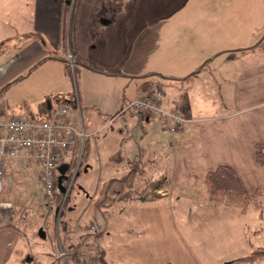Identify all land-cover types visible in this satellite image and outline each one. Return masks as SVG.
Segmentation results:
<instances>
[{"label":"crops","instance_id":"0c3cea01","mask_svg":"<svg viewBox=\"0 0 264 264\" xmlns=\"http://www.w3.org/2000/svg\"><path fill=\"white\" fill-rule=\"evenodd\" d=\"M70 1L0 0V15H4L6 25L0 28V115L44 118L58 99H70L73 116L89 134L88 155L82 162L86 172H104L98 182L105 187L129 176L128 189L140 187V181L133 178L140 179L143 172H157L152 179L168 175L170 187L161 190L166 193L164 198L140 201L153 209L164 206L175 225L179 215L171 186L180 176L202 179L205 172L224 164L233 168L250 192L264 183V166L257 163L255 151L256 143L264 142V28L254 38L241 40L242 47L237 48V28L239 34L249 35L251 24L245 21L237 25L236 5L233 10H224L226 13L214 7L206 14L194 11L183 23L177 20L181 16L176 18L182 6L178 4L174 9L154 12L150 7L153 2L157 4L156 0H82L73 17ZM226 17L231 24L225 27L219 20ZM256 18L255 24L259 22ZM148 23L157 25L154 42L155 47L158 45V67L140 61L137 39ZM129 34L133 38L131 48ZM162 46L170 47V52L161 53ZM158 85L166 94L164 104L186 118L176 133L167 130L156 116L142 115L135 109L120 112L128 101ZM73 88L77 89L75 99ZM137 123L150 134V146L144 151L129 130ZM112 124L110 134L105 133ZM94 132L104 136L91 138ZM116 134L121 139L119 145ZM78 155L79 150H75L72 164L78 162ZM150 165L152 168L147 169ZM5 168L38 173L37 166H27L23 157L7 161ZM149 181L143 179L141 184ZM204 186L200 189L207 195L198 196L197 203L177 205L185 223L192 210L205 209L199 217L204 223L209 209L225 207L227 212L206 222H215L217 228L220 223L233 227L236 240L237 235L247 241L264 231L257 227L252 231L247 225L248 217H257L249 210L250 204L242 210L237 203L212 201ZM189 187L188 191L183 188L186 195L193 186ZM126 190L116 192L122 196ZM108 199L111 204L113 199ZM142 218L147 224L157 217L153 212ZM19 237L18 227L4 222L0 215V264H11L12 257L19 260ZM256 244L264 247L263 243ZM187 246L183 251H160L159 256L165 257L162 264H220L227 251H237L233 250L235 244L223 253L215 249L205 253ZM216 258L224 259L219 262ZM241 264H264V256Z\"/></svg>","mask_w":264,"mask_h":264},{"label":"rangeland","instance_id":"374dc122","mask_svg":"<svg viewBox=\"0 0 264 264\" xmlns=\"http://www.w3.org/2000/svg\"><path fill=\"white\" fill-rule=\"evenodd\" d=\"M156 2L157 4H154V2L151 4V11L157 12L170 7L174 9L177 4L178 6L182 5L177 9L176 18L181 16L177 20L178 22L181 20L183 23H185V17L192 15L194 11H204L203 14H206L211 12L213 7L215 10L226 11L233 10L236 5L237 25L244 24L245 21L251 24V34L249 35L244 32L243 34L240 33V36L237 28V48L242 47L241 40L252 38V36L254 38L264 28V0H156ZM225 11L224 13H226ZM148 15L149 12L146 13V18ZM256 15L259 22L255 24ZM227 21H231V19L226 17L225 21L219 20V24L226 27L231 24ZM4 26H6L4 15H0V28ZM153 28L156 30L154 31ZM156 31L157 25L148 23L144 31L140 32L138 36L140 40L137 39V43L140 42L141 44L140 61L147 66L158 67L157 63L159 62L156 56L158 45L156 43L155 47L154 42ZM164 35L162 34V36ZM128 42V46L131 48L133 38L130 34ZM257 42L255 44L252 42V44L256 45ZM163 52H170V47L162 46L161 53ZM161 82L164 86L166 85L162 80ZM105 85L109 86V84ZM113 89L115 88L113 87ZM76 90V88H73L72 98L77 95ZM130 92L132 93V90ZM68 101L71 102L70 99ZM49 102L51 104V100ZM74 115L76 116V114ZM108 117L111 118V116ZM87 123L89 124V122ZM111 126L113 124L107 127L105 133L110 134L112 131ZM129 130L139 140L138 146L141 147V151L150 146L148 145L150 134H148V130L145 131L142 128L141 124L137 123ZM91 135V138L104 136L103 132H94ZM116 138L119 145L121 139H119L118 134H116ZM86 167V163L79 167L76 161L73 168L67 171V179L70 178L71 180L67 183H71V189L64 210L58 213H55L56 207L54 205L52 207L47 206V198L37 172H21L22 169H18L19 172L17 169L15 170L17 172H12L14 174L13 182L9 183L3 193L0 194V215L2 219L4 222H11L16 225L22 235L18 240L19 260L17 261L16 257H12L11 264H75L72 255L79 249H82L84 253L87 251V255L96 254L99 258V264H162L165 257L159 256L160 251L169 249L183 251L188 249L187 245H189V248L195 251L201 250L205 253H211L215 249L223 253L235 244L233 250L237 249L236 252L231 254L227 251L228 256L223 261L224 258H220V260L216 258L223 263L231 260L229 257H238L256 251L259 246L256 243H263L262 246H264V231L257 237L248 238L247 241L237 235L236 240L233 227L220 225V223L219 228H217L215 222H206L210 217L213 219L218 214L227 212L229 208L209 209L208 216H206L208 219L204 223L199 220V217L200 212L205 209L198 208L194 212L192 210L194 208H190L189 210L193 212L187 221L188 224L183 221L184 215H181L177 205L183 202L191 203L194 201L197 203L198 196L201 199L207 195L203 189H200V186H204L202 179L186 174L184 177L180 176L173 180L171 190L174 196L175 210L179 215L175 225L165 214L167 209L164 206L159 205L156 209H153L151 206L142 205L143 202L140 200H128L117 194V190L128 189L129 176L125 175L119 183L115 181L113 185L110 184L105 187L104 184L100 185V182H98L99 176L104 172H86ZM150 168H152L151 165L147 166V169ZM180 171L182 172L183 169ZM157 175V172H143V175L139 177L140 179H133L139 180V188H142L148 184L142 185L141 183H144L143 179L149 181ZM136 186L131 188H137ZM189 186L193 187L190 188ZM188 187L190 190L186 195L183 193V188L188 191ZM161 193L162 196L156 200L164 198L163 196L166 193ZM108 197L113 199L111 204H108ZM262 198L261 206L255 201L250 202V206L248 204L252 214H257L256 219L253 215L247 218V225L252 231L255 227L264 228V195ZM238 205L240 206L239 203ZM143 207L145 210H143ZM189 210H186V212ZM153 212L157 218L151 219L145 224L142 217H150ZM261 213H263L262 218L260 217ZM92 223L99 226L96 232H91L89 229ZM175 226L177 227L176 230ZM40 227H43L46 231L45 238L39 235ZM238 233L239 225L237 224ZM63 250L66 251L67 256H62L61 251ZM28 255L31 258H27Z\"/></svg>","mask_w":264,"mask_h":264},{"label":"built area","instance_id":"2783aa9c","mask_svg":"<svg viewBox=\"0 0 264 264\" xmlns=\"http://www.w3.org/2000/svg\"><path fill=\"white\" fill-rule=\"evenodd\" d=\"M75 0L70 1L72 12ZM264 50V39L261 41ZM71 56V55H70ZM165 91L161 86H155L145 94L138 96L123 105L122 111L135 109L142 115L156 116L162 120L166 129L176 133L186 121V118L176 108H169L164 104ZM89 134L84 125L79 124L72 113V105L68 100L58 99L50 105L48 114L44 118L32 116L0 115V194L5 187L13 182L14 174L5 168L7 161L12 162L23 157L27 166H37L39 180L42 183L47 206H55L60 212L65 205L71 189L70 178L63 179L64 191L59 187V167L62 164L71 166L73 153L79 150L78 166H80L82 152ZM74 178V177H73ZM72 178V180H73ZM62 193L60 200L57 199ZM91 232H96L99 226L92 223ZM62 256L68 255L65 250ZM79 249L73 254L75 264H99L96 254L87 255Z\"/></svg>","mask_w":264,"mask_h":264},{"label":"trees","instance_id":"16d2710c","mask_svg":"<svg viewBox=\"0 0 264 264\" xmlns=\"http://www.w3.org/2000/svg\"><path fill=\"white\" fill-rule=\"evenodd\" d=\"M81 1L82 0H75V4L72 10L73 17L78 12ZM88 150L89 141L87 140L82 152L80 166L83 164L82 162L88 155ZM255 151L257 163L264 166V142L256 143ZM73 162L71 161V166H69L68 171L73 168ZM202 180L207 187L209 199L212 201H227L237 204L239 203L242 207V210H245L248 204L252 201H255L259 206L262 205L264 183L260 184L256 188L255 192L251 193L245 188L241 178L235 173L233 168L228 165L221 164L217 168L205 172L202 175ZM169 185L170 179L168 175L164 174L157 179L150 180L144 188H130L126 190L125 192H123L122 197L131 200L139 199L142 201L158 199L162 196L161 190L169 188ZM61 196L62 193H59L57 199L60 200ZM263 256L264 247H258L256 251L250 254L232 259V263L241 264L242 262H255Z\"/></svg>","mask_w":264,"mask_h":264},{"label":"water","instance_id":"95a60500","mask_svg":"<svg viewBox=\"0 0 264 264\" xmlns=\"http://www.w3.org/2000/svg\"><path fill=\"white\" fill-rule=\"evenodd\" d=\"M69 165L68 164H62L60 167H59V170L61 172L60 176H59V187L61 188L62 191L65 190L63 184H62V180L66 177L65 175V172L67 171ZM39 235L42 237V238H45L46 236V231L44 228H40L39 229ZM27 258H31L30 255H28ZM232 263V260H227L223 263H220V264H231Z\"/></svg>","mask_w":264,"mask_h":264}]
</instances>
